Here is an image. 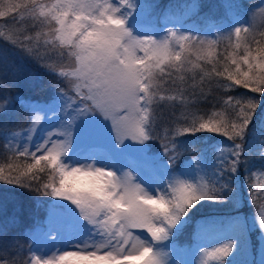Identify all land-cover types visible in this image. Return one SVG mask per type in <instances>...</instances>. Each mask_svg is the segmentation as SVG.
<instances>
[{"label":"snow or ice","instance_id":"6c2138e0","mask_svg":"<svg viewBox=\"0 0 264 264\" xmlns=\"http://www.w3.org/2000/svg\"><path fill=\"white\" fill-rule=\"evenodd\" d=\"M138 7L134 0H0V18L23 9L32 20L30 28L10 33L8 42L38 61H51L54 54L60 63L44 66L58 69V76L70 85L59 89L51 104L26 105L34 113L33 125L40 123V113L54 112L53 105L64 121L34 144V150L17 146L9 162L0 164V180L53 198L55 210L49 212L45 235L55 232L53 239L63 236L74 248L58 249L47 258L6 259L8 247L0 244V264H174L162 248L165 242L176 245L200 202H238L228 174H236L251 152L247 138L258 101L228 96L223 111L207 118L185 108L183 123L165 128L163 135L157 134V109L162 102L177 99L170 91L183 95V73L193 72L195 80L197 69L201 81L214 79L226 89L240 86L264 93V32L256 39L249 27L236 26L207 39L198 31L168 29L158 37L141 30L133 14ZM259 11L264 13V7ZM223 41L231 51L221 61L215 57V46ZM13 55L0 48V69ZM201 60L212 64L211 69ZM14 75L20 79L23 70L18 68ZM168 80L171 85L165 87ZM5 87L0 80V89ZM97 117L99 124L108 125L111 148L106 147L104 159L74 160L69 153V147H75L74 130ZM202 131L231 141L219 149L209 182L192 180L194 173L207 168L203 154L194 149L192 158L177 168V138ZM102 132L98 129V134ZM18 135L13 133L12 138ZM154 139L161 141L164 159L147 157L155 173L152 179H142L138 168L137 175L125 172L117 154L126 145L145 153ZM259 154L264 158V140ZM258 187L259 193L250 185V203L259 210L254 219L264 234V184ZM237 224L236 236L205 249L216 264H229L226 258L241 245L246 222Z\"/></svg>","mask_w":264,"mask_h":264},{"label":"trees","instance_id":"16d2710c","mask_svg":"<svg viewBox=\"0 0 264 264\" xmlns=\"http://www.w3.org/2000/svg\"><path fill=\"white\" fill-rule=\"evenodd\" d=\"M184 1L190 0H134L137 5L148 7L150 10L151 7H155L161 12L163 8L172 7L177 13L184 9ZM201 1L206 2L205 5L199 10V13L196 12L194 14L200 22L201 34L205 32L204 28L211 31L219 25H229L226 21L227 11L221 2L218 4V10H216L210 22H208L209 20L200 19L201 16L199 17V15L204 14L205 6L210 0ZM236 1L239 12L243 16L246 14L249 16L255 10L259 14L264 15V13L257 10L264 7L260 5L259 0ZM13 17L16 18L15 21ZM31 24V18L23 9L8 17L0 18V33L4 34L0 36V48H6L14 54L7 65L0 69V80L6 85L5 88L0 89V164L9 162L12 157V151H14L7 141L8 134L24 130L30 125L32 112L28 110L26 105L31 104L32 101L44 102L45 98L47 101L48 98L53 97L48 95L50 92L61 88H70L67 81L63 82L62 77L58 76V69L57 71H52L44 66L45 63H60L54 54H52L53 60L51 61H38L27 53L20 52L14 48L6 39L10 33L18 30L23 31L26 28H30ZM250 29L252 30V35L256 39H260L259 34L264 32V20L260 27L252 25ZM41 44H43V38L41 39ZM228 51H231V49L228 47L227 41L217 43L215 46V57L223 61ZM190 58L195 61V56ZM199 63L204 65L206 69H211L212 67V64L205 63L203 60L199 61ZM18 68L23 70V75L20 79H16L14 75ZM183 75L184 83L180 84L183 89V95L170 91L168 94L177 96V99L175 101L162 102L157 109L156 128L158 135H163L165 128L169 130L174 128L177 122L183 123L182 113L185 108L196 116L207 118L214 112L223 111V100L228 96L236 98L252 97L258 103L252 117V123L249 125L247 138L250 142L251 152L244 157L246 163L240 165L236 174H228L231 176V186L236 190L235 196L238 202L234 203L229 200L200 202L191 212L190 220L187 224L189 227H185L184 232L177 238V243H191L194 234H188L190 227L193 224H198L196 222L203 219L213 222V217L218 219V231L224 235L230 232L231 234L235 233L237 226L234 225L235 222L233 223L234 217H228L227 215L226 211L229 209L237 210L244 213L245 217H248L246 220L249 230L253 224H256L254 216L259 211H253L256 205L250 203L249 188L250 185L254 189L257 188L254 185L257 173L261 172L258 174V179L264 178V158L259 154V144L264 140V93H252L250 89L240 86L226 89L219 86L214 79L201 81L198 69L195 73V80H193V72H185ZM168 85H171V80L167 81L165 87H168ZM25 100H30V102L25 103ZM20 101L24 103L21 104ZM5 110H7L6 115L3 114ZM177 139L180 144V156H183V159H188V157L192 156L193 149L196 153L203 154L205 166L207 167L208 182L213 179L212 169L215 166L218 149L231 145V141H228L226 137L206 131L198 132L194 135H185ZM154 142H156V147L161 150V141L154 139ZM19 159L22 161L24 158L21 157ZM259 192H261V189H258L257 193ZM53 203V198L41 195L29 188L10 185L0 180V244L8 247V254L5 255L6 259H11L13 256L27 259L34 255L35 245L30 240V233L38 225H44L45 218L49 214L50 206ZM258 233L259 229L252 230L251 227L247 238L250 236L254 238V235L256 236L255 238H259ZM253 243L254 240L252 241Z\"/></svg>","mask_w":264,"mask_h":264},{"label":"rangeland","instance_id":"374dc122","mask_svg":"<svg viewBox=\"0 0 264 264\" xmlns=\"http://www.w3.org/2000/svg\"><path fill=\"white\" fill-rule=\"evenodd\" d=\"M259 1L260 5L264 6V0ZM220 2L227 11L226 21L229 25H219L211 31L204 28L205 32L203 34L200 33V22L194 16L196 12H200L199 10L206 3L202 2L201 0L184 1V9L178 13L175 12L172 7H168L167 9L163 8V10L159 12L155 7H151L150 10V8L142 7L140 5L133 14L136 16L137 23L140 25L143 32L155 34L158 37L167 32L168 29H173L185 33L189 31H198L207 39H214L218 30L220 33L226 34L228 30L236 26L250 28L252 25H254L260 27L264 20V15L259 14L256 10L249 16L247 14L243 16L239 12L238 3L236 0H210L205 6L204 14L202 13L199 15V17L201 16L200 19L202 18L203 20H209L208 22H210V20L214 17V13H216V10H218V4H220ZM62 80H64L63 82L67 81L64 78H62ZM58 92V89L57 91L50 92L48 95L53 97L48 98L47 101L46 98L44 99V102L32 101L30 105L43 106L46 104H51L53 100L58 97ZM28 102H30V100H25V103ZM55 110V106L53 105L50 111L54 112H47L46 114L44 112L40 113L41 120L39 124L33 125L31 120L30 125L26 129L9 133L7 136V141L12 149L15 150L17 146L27 145L30 150H34V144L37 142H42L43 138H45L49 132H56L59 129L61 123L64 121V116L59 109H57V111ZM33 115L34 113H32V118ZM99 120L100 118L97 117L95 122L81 124L74 130L73 135L75 137V147H69V153L73 155L74 160H78L81 163H91V159H86L87 157L97 156L101 159L106 157V147L111 148V140L107 131L108 125L99 124ZM100 128L103 129L102 134H98V129ZM29 130H31V132H29ZM13 133H20V135L15 136L13 139ZM29 134H31V142L28 140ZM53 139H55V137H53ZM219 149L217 151L218 154ZM150 156H158L162 160L164 159L161 150L156 147V142H154V140L149 144L145 153L139 152V150L131 145H126L123 150L117 154V162L122 166H126L124 168L125 172H132L133 175H137L136 169L138 168L141 172L142 179L151 180L152 175L155 173L151 162L147 159V157ZM191 158L192 156L188 157V159H183V156H180L177 161V168L179 169L183 167L185 163ZM260 173L261 172L256 174L257 176L254 180V185L257 186V188L254 190L257 192L258 189H260L258 186L260 184H264V178L258 179V174ZM192 180L195 182H208L206 169L200 171L199 173H194ZM52 206L53 205L51 204L50 211L55 210ZM257 210V207L254 206L253 211L257 212ZM226 212L228 217H234V225L238 226L237 222H246V230L244 232L241 245L234 249V254H230V256L226 258L229 260V264H261V261L264 260V234H262L258 225L253 224L251 227L252 230L259 229V238H255V235L254 238L251 236L247 238V235H249V230L251 231V227L248 230L247 226L246 218L248 217H245L244 213L238 212L237 210L234 211L233 209H229ZM48 215L46 218H48ZM191 218L193 217L191 216ZM212 219L213 222H210L209 220L207 221L205 219L197 221L196 223L198 224H193L190 227L188 234H194V238H192L194 241H197V248L195 249H189V245L187 243L179 245L176 242L175 246H171L165 242V246L162 248V251L167 253L168 260L174 262V264H216L215 261L211 260L205 254V249L210 250L213 247L220 246L221 243L226 242L225 238L236 236L237 231L233 234L230 232L224 235L217 230L219 227L217 226L218 219L216 217H213ZM186 227H189V225H186ZM47 231L48 225L43 226L40 224L30 233V240L35 245L34 255L47 258V256L56 253L58 249L74 250L73 246L68 243L66 238L61 236L53 239L52 237H56V233L53 232L52 237H48L45 235ZM85 239H87V237H85ZM96 239L99 240V237H96ZM253 240L254 243L252 244ZM75 242L76 241L74 240L73 243Z\"/></svg>","mask_w":264,"mask_h":264}]
</instances>
